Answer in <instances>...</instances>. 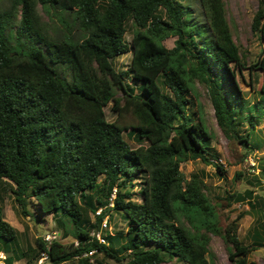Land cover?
<instances>
[{
  "label": "trees",
  "instance_id": "1",
  "mask_svg": "<svg viewBox=\"0 0 264 264\" xmlns=\"http://www.w3.org/2000/svg\"><path fill=\"white\" fill-rule=\"evenodd\" d=\"M201 3L204 22L185 0L0 3V184L12 183L24 214L32 215L34 198L40 213L52 214L63 235L76 239L66 244L38 236L19 253L10 243L19 230L0 209V251L14 250L4 264L22 258L32 264L43 253L51 264H106L97 254L121 264H216L211 233L224 236L234 264H254L248 257L264 246V225L256 224L253 242L245 244L240 218L223 229L202 176L187 180L181 170L183 161L200 159L221 175L226 171L211 159L216 155L208 127L188 112L192 81L209 86L225 134L252 149L264 113V54L248 64L224 0ZM252 27L264 40V0ZM171 36L176 40L169 48L164 41ZM131 49L130 67L119 72L115 57ZM243 69L263 76L257 103L242 94L237 79ZM110 103L114 121L106 115ZM126 114L133 116L130 125L120 121ZM127 137L140 145L133 147ZM238 198L264 217L263 195L248 189ZM114 213L127 229L115 233L102 226ZM98 231L105 241L93 234Z\"/></svg>",
  "mask_w": 264,
  "mask_h": 264
},
{
  "label": "rangeland",
  "instance_id": "2",
  "mask_svg": "<svg viewBox=\"0 0 264 264\" xmlns=\"http://www.w3.org/2000/svg\"><path fill=\"white\" fill-rule=\"evenodd\" d=\"M192 6V10L198 19L202 22L205 20L201 0H185ZM227 10V17L230 22L235 41L240 45L242 52L246 56V62L250 64L256 61L260 55L264 54V40L260 38V34L252 27L255 12L259 7L260 0H224ZM2 6H7L9 0H0ZM40 12L44 18H47L40 6ZM131 23V22H130ZM130 28L126 39L129 43L132 42L133 33ZM175 36H171L164 41V44L172 48L175 45ZM132 49L126 54L115 57V67L119 72L127 70L132 61ZM238 82L242 90L243 96L250 103L259 101V89L261 88L263 76L260 72L250 74L249 69H243L242 73L238 74ZM131 84V77L127 78ZM132 85H135L133 83ZM139 85V84H138ZM190 104L189 113H194L197 120L202 119L209 132L212 134V144L210 152L216 155L211 156L215 162L224 165L226 171L224 175L217 172V169L212 164H207L200 159L183 161L181 170L187 180L192 178L194 173H199L207 185L206 193L211 200V203L216 207L219 218V225L225 229L226 226L233 220L238 218V235L245 244H251L253 238L251 236L253 228L256 224L264 225V217L253 212L248 204V200H239L238 194H244L248 189H254L255 194L264 196V173L261 171L264 166V113L260 114L256 125V142L255 149L250 146H245L237 137H229L218 123L215 115V109L210 97L209 86L199 80L191 82L189 93ZM113 103L106 107V115L108 120L114 121L117 119V113L112 111ZM120 121L127 124L134 122L131 114H126L120 118ZM246 124L244 125V128ZM127 132V131H126ZM128 141L133 147H138L140 143L135 138H128ZM251 160H255L257 165L255 170L251 167ZM241 171L243 175L235 179V175ZM204 173V175L202 174ZM104 175L100 177V180ZM12 183L8 180H3L0 184V209L2 210L5 219L19 230L18 240L11 241L14 249L20 253L22 250H27L28 245H35L36 238L42 237L46 241L60 240L63 243L70 244L75 242L74 234L68 236L63 235L62 228L58 226L56 219L52 214H42L38 210L37 202L34 198L30 200L28 209L32 215H26L22 211V207L17 203L14 194L11 191ZM135 190H139L136 187ZM230 194H236L234 198H229ZM134 198L141 199L139 193H135ZM94 216L93 213H91ZM239 215L241 217H239ZM67 227L70 228V221L65 218ZM110 232H117L120 229H127V223L120 214L114 213L109 220ZM189 226V223L187 224ZM72 233V232H71ZM210 249L215 255L216 264H234L228 256L227 242L224 236L217 233H211ZM0 247L4 250L2 243ZM14 250L7 255H12ZM95 258L102 260L106 264H121L115 260L108 259L102 254L95 255ZM249 262L254 264H264V246L253 250L249 254ZM94 261V259L92 260ZM97 260L94 264H97ZM16 264H27L26 258L17 261ZM32 264H51L46 258L41 257ZM63 264H78L77 259L65 262ZM161 264H185L176 259L166 260Z\"/></svg>",
  "mask_w": 264,
  "mask_h": 264
},
{
  "label": "built area",
  "instance_id": "3",
  "mask_svg": "<svg viewBox=\"0 0 264 264\" xmlns=\"http://www.w3.org/2000/svg\"><path fill=\"white\" fill-rule=\"evenodd\" d=\"M257 165L255 160H251V167L253 168V170H255V166ZM116 188L114 189V192L112 194L111 197V201L113 202V199L115 198V193H116ZM111 205H113V203H111ZM97 214H101L102 213V208L98 209ZM104 228H109V222H108V217H105L104 221H103V225ZM93 234H96V236L101 240V241H105L102 232L98 231V232H93ZM45 256L47 257V255L45 253H43L42 257L45 258ZM6 259V254L4 252H0V264H4V260Z\"/></svg>",
  "mask_w": 264,
  "mask_h": 264
},
{
  "label": "clouds",
  "instance_id": "4",
  "mask_svg": "<svg viewBox=\"0 0 264 264\" xmlns=\"http://www.w3.org/2000/svg\"><path fill=\"white\" fill-rule=\"evenodd\" d=\"M112 197V196H111ZM111 203H113L112 201H111ZM111 203H110V205H111ZM100 209V208H99ZM1 252V251H0ZM2 252H4V251H2ZM5 253V252H4ZM6 254V253H5ZM6 256H7V254H6ZM47 258V257H46ZM4 262H5V260H4Z\"/></svg>",
  "mask_w": 264,
  "mask_h": 264
},
{
  "label": "crops",
  "instance_id": "5",
  "mask_svg": "<svg viewBox=\"0 0 264 264\" xmlns=\"http://www.w3.org/2000/svg\"><path fill=\"white\" fill-rule=\"evenodd\" d=\"M17 263V261L15 262V264Z\"/></svg>",
  "mask_w": 264,
  "mask_h": 264
}]
</instances>
